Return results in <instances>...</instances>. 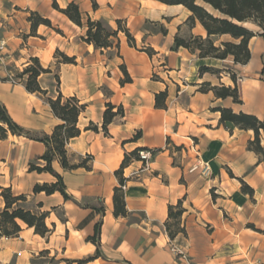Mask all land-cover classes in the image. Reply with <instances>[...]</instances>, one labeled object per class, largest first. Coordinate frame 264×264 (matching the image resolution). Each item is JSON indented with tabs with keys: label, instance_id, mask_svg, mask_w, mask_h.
Wrapping results in <instances>:
<instances>
[{
	"label": "crops",
	"instance_id": "crops-1",
	"mask_svg": "<svg viewBox=\"0 0 264 264\" xmlns=\"http://www.w3.org/2000/svg\"><path fill=\"white\" fill-rule=\"evenodd\" d=\"M54 2L61 9L75 2L92 20L114 29L123 20L137 48L121 33L119 56L109 58L106 51L82 40L86 28L55 10ZM98 4L94 10L91 0H0V38L9 45V61L23 69L38 58L51 71L39 78L49 96L61 92L86 105L79 118L82 133L69 142L67 151L76 164L92 156L91 170H65L59 161L54 162V169L77 201H102L106 207L101 217L93 209L65 201L60 193L34 194L36 184L56 182L48 173L29 172V164L47 148L10 135L0 141V187L28 195L31 206L41 203V211L49 213L51 232L42 237L23 225L19 237L0 240V264H45L47 260L78 264L89 258L94 259L85 264H264V162L249 149L254 132L224 126L217 111L230 108L264 120V39L251 40L247 65H236L232 57L199 58L184 48L172 50L178 34L207 37L199 21L193 27L187 24L191 12L185 7L156 0H98ZM32 12L50 19L52 27L40 26L38 36H30ZM231 40L228 35L219 38V42ZM146 47L155 52L152 57L142 51ZM57 52L74 58L75 64L59 62ZM123 65L132 79L124 85ZM201 67L223 73L220 77L201 75ZM229 70L237 75L241 104L199 91L205 83L234 87ZM57 78L60 82L55 87ZM166 90L167 109H158L156 94ZM0 102L18 124L33 133L51 135L61 123L45 98L27 92L22 84L0 81ZM108 104L122 106L125 115L116 118L105 134L102 125ZM91 123L98 126V132L87 130ZM137 132L142 136L134 140ZM140 148L156 153L149 170L143 171L140 161L125 168L130 216L117 218L113 199L120 183L116 172L126 154ZM198 159L210 164L209 178L190 171ZM243 184L253 189V195L243 191ZM180 201L186 235L179 234L172 241L166 229L169 206ZM101 220L102 257L97 258V247L88 238L94 236ZM171 243L180 246L187 258L175 257Z\"/></svg>",
	"mask_w": 264,
	"mask_h": 264
},
{
	"label": "trees",
	"instance_id": "trees-1",
	"mask_svg": "<svg viewBox=\"0 0 264 264\" xmlns=\"http://www.w3.org/2000/svg\"><path fill=\"white\" fill-rule=\"evenodd\" d=\"M156 1L168 6L180 5L185 7L191 12L187 24L193 27L195 22L199 21L207 32L206 38L195 35L184 38L178 34L172 47L173 51L184 48L193 54H198L199 58H213L217 60H226L232 57L236 65H247L252 57L251 40L257 36L264 39V0H201V3H198L197 0ZM91 2L93 9L97 10L99 8L98 0H91ZM53 8L64 14L75 25L86 28V34L82 40L93 45L95 49L100 50L102 53L106 51L108 55L115 53V55L119 56V35L121 33L127 37L131 47L137 48L136 40L123 20H118L116 22L117 28L114 29L104 21L92 20L89 15H85L81 11L79 4L75 2L69 3L64 9H61L57 2H54ZM28 21L31 23L30 36H38L37 30L40 26L52 27L51 20L37 12H32ZM249 25H254L258 30H254ZM163 33H166V31L163 30ZM224 35L230 36L232 40L219 42V38ZM142 51L146 52L150 57L155 54L153 49L147 47L142 49ZM56 57L62 58L63 61L61 63L75 64V59L68 57L64 53L57 52ZM111 57L112 55H109V58ZM31 62L32 65L26 67L17 76L20 80L19 84H22L27 92L43 96L49 104L52 113L61 123L55 127L51 135L33 133L18 124L9 113L5 104L0 102V141L7 140L12 135L43 143L47 151L43 156L29 164V172L48 173L56 179V182L36 184L33 188V193H45L46 195L60 193L65 201H72L84 209H93L103 217L106 212L104 203L102 201H98L97 204L77 201L73 196L68 194L63 177L53 167L54 162L59 161L65 170L72 171L79 168L91 170L90 163L93 161L92 156L88 155L76 164L71 162L67 151L69 142L79 137L82 133L78 125L79 118L85 111L86 105L82 104L77 97H65L61 92L56 97L49 96L48 92L42 89L39 78L41 75L50 73L51 71L44 69L38 58H32ZM121 70L124 74L121 84L131 83L132 79L124 65L121 66ZM205 73L220 77L223 71L210 67H201L200 74L203 75ZM228 73L235 83L234 87H227L223 84L212 86L210 83H205L200 87L199 91L203 93L213 92L219 99L232 98L234 103L241 104L242 101L237 86V75L231 70ZM261 74L264 78V67ZM3 82L7 81L4 80ZM12 83L18 84L16 81ZM168 96L167 90L156 94V108L167 109ZM217 111L221 113L220 123L224 126L228 128L233 126L241 130H252L254 132L255 138L249 142V149L255 152L261 161L264 162V146H262L261 142V132H264V120H260L255 115L244 112L235 113L230 108H219ZM124 115L125 111L122 106L116 107L108 104L102 125L105 134H108V127L114 120ZM87 130L99 131L98 126L94 123H91ZM141 136L142 132H137L134 140H138ZM142 150L149 149L140 148L130 154H126L121 168L116 172L120 183V186L115 188L113 199L114 215L117 218H127L130 216L127 209L125 191L122 189V186L127 182V179L123 175L125 168L132 162L139 161V152ZM153 152L156 153V151ZM243 191L250 195H253L254 192L246 184H243ZM42 207L41 203L31 206L28 195H17L10 187H0V240L3 238L19 237L23 230V225L33 228L36 234L46 237L51 232V229L47 225L49 213L42 212ZM184 212L182 201L176 206H169V220L166 223V229L172 241L179 234L186 235L185 228L181 225ZM101 228L102 220L96 224L94 236L88 238L89 242H92L97 247V258L102 257ZM93 259L89 258L76 262L78 264H85Z\"/></svg>",
	"mask_w": 264,
	"mask_h": 264
},
{
	"label": "built area",
	"instance_id": "built-area-1",
	"mask_svg": "<svg viewBox=\"0 0 264 264\" xmlns=\"http://www.w3.org/2000/svg\"><path fill=\"white\" fill-rule=\"evenodd\" d=\"M9 45L4 38H0V62L8 55ZM14 82V81H13ZM155 153L151 150H142L139 152V161L142 163V170L146 171L150 168V162ZM191 172H197L202 177L209 178L212 175V169L208 162L198 159L192 166ZM123 191L127 189V182L122 186ZM170 250L177 258L186 259V253L177 244L171 243Z\"/></svg>",
	"mask_w": 264,
	"mask_h": 264
},
{
	"label": "rangeland",
	"instance_id": "rangeland-1",
	"mask_svg": "<svg viewBox=\"0 0 264 264\" xmlns=\"http://www.w3.org/2000/svg\"><path fill=\"white\" fill-rule=\"evenodd\" d=\"M198 1V3H201V0H197ZM154 30H156V29H159V27H153V26H151ZM122 35H124V34H122ZM136 46H137V44H136ZM140 47H142V45L140 46ZM109 55H112V57L111 58H115V56H117V55H115V53H110ZM108 55V56H109ZM9 57H10V54L8 53V55L5 57V59L4 60H2L1 62H0V71H1V73H0V81H4V80H6L7 82H10V83H12L13 81H16V83H18L19 84V82H20V80L18 79V75L22 72V70L23 69H25V68H23V69H20V68H16L15 66H14V64H12L10 61H9ZM58 59V61L59 62H61V61H63L62 60V58L61 57H58L57 58ZM29 65H32V62L29 64ZM12 81V82H11ZM59 82V80H58V78L56 79V84H55V87H57V83ZM12 84H14V83H12ZM15 85V84H14ZM57 90V89H56ZM55 97L57 96V94L54 92V94H53ZM263 131L261 132V142H262V146H264V136H263ZM0 169H3V164L2 163H0ZM44 263L45 264H54L53 262H51V261H49V260H47V261H44Z\"/></svg>",
	"mask_w": 264,
	"mask_h": 264
}]
</instances>
